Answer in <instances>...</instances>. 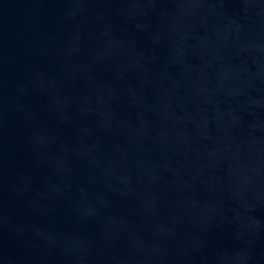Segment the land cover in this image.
I'll list each match as a JSON object with an SVG mask.
<instances>
[{
  "label": "water",
  "instance_id": "1",
  "mask_svg": "<svg viewBox=\"0 0 264 264\" xmlns=\"http://www.w3.org/2000/svg\"><path fill=\"white\" fill-rule=\"evenodd\" d=\"M0 264H264V0H0Z\"/></svg>",
  "mask_w": 264,
  "mask_h": 264
}]
</instances>
